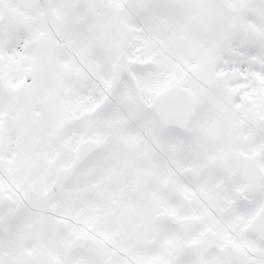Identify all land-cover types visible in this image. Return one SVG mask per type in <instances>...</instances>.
Wrapping results in <instances>:
<instances>
[{
	"label": "snow or ice",
	"instance_id": "obj_1",
	"mask_svg": "<svg viewBox=\"0 0 264 264\" xmlns=\"http://www.w3.org/2000/svg\"><path fill=\"white\" fill-rule=\"evenodd\" d=\"M0 264H264V0H0Z\"/></svg>",
	"mask_w": 264,
	"mask_h": 264
}]
</instances>
